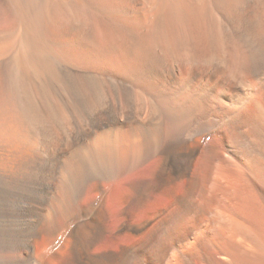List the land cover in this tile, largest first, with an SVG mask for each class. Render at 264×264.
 I'll list each match as a JSON object with an SVG mask.
<instances>
[{
	"label": "bare ground",
	"instance_id": "6f19581e",
	"mask_svg": "<svg viewBox=\"0 0 264 264\" xmlns=\"http://www.w3.org/2000/svg\"><path fill=\"white\" fill-rule=\"evenodd\" d=\"M144 2L0 0V264H264V0Z\"/></svg>",
	"mask_w": 264,
	"mask_h": 264
},
{
	"label": "rangeland",
	"instance_id": "374dc122",
	"mask_svg": "<svg viewBox=\"0 0 264 264\" xmlns=\"http://www.w3.org/2000/svg\"><path fill=\"white\" fill-rule=\"evenodd\" d=\"M112 1L113 0H96V2H97V3H95L96 7L95 6H86V5H88V3H87V4L83 5V6L81 5V6L77 7V8H75V10L73 9L72 12L75 13V11H76V13H78L77 15H79V16H81L83 18H89L88 20H90L91 25L93 26V30H94L95 34L97 35V37L101 41H103L105 39L107 32L111 33L114 30L112 33L114 34V32H115L114 35H116V38L118 39L117 41L118 42L120 41L119 43L121 45H126L129 42V40L131 39L132 33L137 31L139 25H141V24H139L140 21H138L139 16L141 15V18L143 20L142 23H146L147 24V23H149V20L151 19L154 10L153 9H149L147 7L146 2H144L145 0L144 1L143 0H128V1L127 0H123L124 2L122 0H118V1L114 0L113 2ZM106 5H107V7H106ZM120 6H122V7H120ZM109 8H112V9H109ZM119 8H121V10ZM122 8H123V10H122ZM106 9L111 11V13L113 15L110 16V15L106 14V12H105ZM115 10H116V12H115ZM58 12L59 13H57V14H58L59 18H61L64 14H66V15H64L63 17L67 16V12L65 13V11H63V12L58 11ZM116 13L117 14L119 13V14L117 15ZM125 14H127V15H125ZM122 15L124 16L123 17L124 20L125 19H127V20L124 21L122 19ZM129 18H130V20H129ZM131 18H132V20H131ZM189 19L190 18H188V17L185 18L183 21H180V20L176 19V20L172 21L173 23L171 22V25L176 30V32H178L180 29H182L184 27H188V28L189 27L190 28L194 27L195 26V22L192 21L191 19L190 20ZM137 21H138V23H137ZM174 24H175L176 27L174 26ZM136 26H138V27L136 28ZM131 27H133V29ZM129 28H131L130 31H129ZM119 36H120V38H119ZM123 36H124V38H123ZM202 64H203V66H205V65L207 66L206 61L201 59V65Z\"/></svg>",
	"mask_w": 264,
	"mask_h": 264
}]
</instances>
